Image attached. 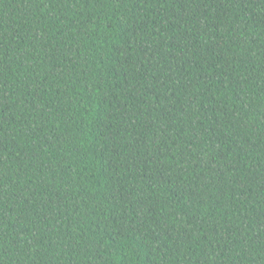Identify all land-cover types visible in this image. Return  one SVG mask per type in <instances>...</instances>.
I'll return each mask as SVG.
<instances>
[{
    "label": "trees",
    "instance_id": "obj_1",
    "mask_svg": "<svg viewBox=\"0 0 264 264\" xmlns=\"http://www.w3.org/2000/svg\"><path fill=\"white\" fill-rule=\"evenodd\" d=\"M0 264H264V0H0Z\"/></svg>",
    "mask_w": 264,
    "mask_h": 264
}]
</instances>
